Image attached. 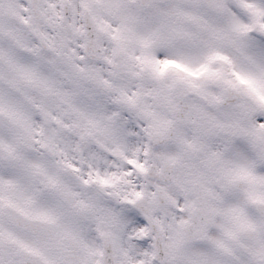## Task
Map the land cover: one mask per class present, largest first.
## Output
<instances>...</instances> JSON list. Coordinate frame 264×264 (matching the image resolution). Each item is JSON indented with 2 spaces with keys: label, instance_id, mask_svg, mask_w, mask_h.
Wrapping results in <instances>:
<instances>
[{
  "label": "snow or ice",
  "instance_id": "obj_1",
  "mask_svg": "<svg viewBox=\"0 0 264 264\" xmlns=\"http://www.w3.org/2000/svg\"><path fill=\"white\" fill-rule=\"evenodd\" d=\"M0 264H264V0H0Z\"/></svg>",
  "mask_w": 264,
  "mask_h": 264
}]
</instances>
